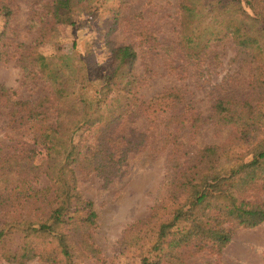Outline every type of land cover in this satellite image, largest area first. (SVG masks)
Returning a JSON list of instances; mask_svg holds the SVG:
<instances>
[{
    "label": "rangeland",
    "instance_id": "rangeland-1",
    "mask_svg": "<svg viewBox=\"0 0 264 264\" xmlns=\"http://www.w3.org/2000/svg\"><path fill=\"white\" fill-rule=\"evenodd\" d=\"M51 1L0 0V9L6 5L11 13L7 18L0 11V84L16 92L13 100L31 101L50 92L46 78L41 73L35 76L28 68L30 51L48 57L52 68L72 80L70 89L77 95L92 98L104 77L117 68L112 48L131 45L137 53L133 90L140 99L148 102L161 92L176 89L189 107L185 121L175 117V121L165 124L170 113L162 114L159 104L113 121L117 107L129 94L118 85L108 89L105 98L100 96L96 122L84 125L73 138L81 152L94 153L102 148L103 154H112L108 162L111 166L105 171L92 169L88 162L71 164L78 189L93 201L97 212L95 224L88 229L96 253L80 252L77 263L143 264L144 258H155L148 238L155 226L149 217L155 205L170 203L166 180L171 171L169 153L173 143L169 139L175 136L180 144L175 174L188 163H196L199 152L209 145L220 147V165L224 167L251 160L264 146L263 14H256L244 3L247 14L239 16L242 35L214 40L206 26L227 11H219L218 7L205 9L200 1L196 2L197 15L187 23L180 10L181 0H89V8L77 12L72 24L56 23L46 15ZM252 1L261 10L259 0ZM198 26L202 28L195 29ZM190 29L199 37L192 43L189 56L181 36L189 34ZM127 71L119 68L123 78L120 83L128 81ZM85 73L89 81L79 83ZM219 98L237 102L245 122L218 120L214 108ZM4 105L0 103V156L19 142L24 145L18 150L35 149L32 170L40 173L35 184L46 185L44 150L34 145L30 130L10 123L9 107ZM168 134L169 141H163ZM68 144V136L60 140L57 159L63 157L62 148ZM3 171L0 169V173ZM247 195L249 200L264 203L262 182ZM138 220V228L151 234L138 246L122 243L125 230ZM233 228L232 239L220 251L191 243L184 248V260L163 258L162 264H264V222L251 228ZM0 264L17 263L0 257ZM27 264L48 263L36 258Z\"/></svg>",
    "mask_w": 264,
    "mask_h": 264
},
{
    "label": "trees",
    "instance_id": "trees-1",
    "mask_svg": "<svg viewBox=\"0 0 264 264\" xmlns=\"http://www.w3.org/2000/svg\"><path fill=\"white\" fill-rule=\"evenodd\" d=\"M197 1L202 2L205 9L218 7L219 11H227L224 17L216 20V16V21L206 26L214 40L242 35L244 28L239 16L247 14L244 3L256 14H263L264 27V0H259L261 10L252 0H181L180 10L185 14L187 23L197 15ZM89 2L52 0L46 15L55 19L56 23L72 24L77 12L89 8ZM1 10L10 18L11 13L6 5ZM201 28L198 26L195 29ZM184 34L181 42L185 54L190 56L192 43H196L199 35L192 29L189 34ZM112 52L118 60L117 68L104 77L103 85L92 98L77 95L70 89L72 80L61 76L58 68H52L48 57L35 50L28 53L31 59L28 68L35 76L41 73L46 78L49 93L31 101H15L13 96L16 92L0 84V103L5 102L4 106L9 107L7 116L10 123L30 130L34 145L44 150L47 164L43 172L48 179L46 185L36 186L40 173H33L32 170L35 168V149L18 150L17 147L24 143L8 147L9 151L0 156V169L4 170L0 173V257L8 262L27 264L37 258L48 264H78L76 260L80 252L96 253L94 242L89 241L91 234L88 229L95 224L97 212L93 201L78 189L76 173L71 164L88 162L92 169L102 171L111 166V163L108 164L111 153L103 154L102 148L94 153L89 150L81 152L73 139L84 125L96 122L95 113L101 110L100 96L105 98L108 89L113 90L119 85L129 93L117 107L118 113L113 121L138 115L157 104L162 114L170 113L165 124L175 121V117L186 120L189 107L184 105L178 90L168 89L148 102L141 100L133 90L136 79L132 71L137 60L133 46L121 45L112 48ZM78 66L80 69L83 67ZM121 67L128 69L127 82L120 83L123 80L118 73ZM86 81L89 79L85 73L78 82L83 84ZM94 105L97 106L94 108ZM241 110L237 102L219 98L214 116L224 122L241 123L244 120ZM153 112L156 113L157 109ZM66 136L69 144L62 148L63 157L57 159L58 150H61L60 140ZM165 138L163 141L173 143L169 153L171 171L166 180L170 203L157 204L153 208L149 217L155 226L153 234L148 231L143 233L138 228L141 221L138 220L125 230L121 240L127 245L138 246L144 243L148 233L151 234L148 237L150 252H155V258H144L143 264H162L163 258L184 260V248L191 243L196 246L199 243V247L209 245V248L220 251L232 239L233 227L251 228L264 222V203L249 200L247 195L258 183L262 182L264 186V146L254 153L251 160L224 167L220 165V147L209 145L199 152L196 163H188L187 167L178 171L179 174H175L173 169L179 166L176 155L180 144L175 136L169 139L168 134ZM105 149L108 151V147Z\"/></svg>",
    "mask_w": 264,
    "mask_h": 264
}]
</instances>
